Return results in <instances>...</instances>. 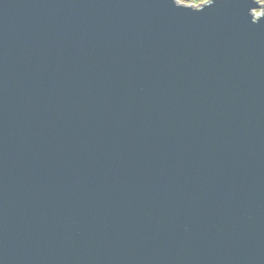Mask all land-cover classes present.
Here are the masks:
<instances>
[{
	"label": "water",
	"instance_id": "95a60500",
	"mask_svg": "<svg viewBox=\"0 0 264 264\" xmlns=\"http://www.w3.org/2000/svg\"><path fill=\"white\" fill-rule=\"evenodd\" d=\"M0 264H264V4L0 0Z\"/></svg>",
	"mask_w": 264,
	"mask_h": 264
},
{
	"label": "rangeland",
	"instance_id": "374dc122",
	"mask_svg": "<svg viewBox=\"0 0 264 264\" xmlns=\"http://www.w3.org/2000/svg\"><path fill=\"white\" fill-rule=\"evenodd\" d=\"M208 1H210V0H182V2H181V0H178V2L180 4L192 5V6H200V5H202V4H204V3L208 2ZM259 3L261 5H263L264 4V0H259ZM255 13L257 15H260L262 13V8L255 10Z\"/></svg>",
	"mask_w": 264,
	"mask_h": 264
},
{
	"label": "snow or ice",
	"instance_id": "6c2138e0",
	"mask_svg": "<svg viewBox=\"0 0 264 264\" xmlns=\"http://www.w3.org/2000/svg\"><path fill=\"white\" fill-rule=\"evenodd\" d=\"M181 2H182V0H181Z\"/></svg>",
	"mask_w": 264,
	"mask_h": 264
}]
</instances>
